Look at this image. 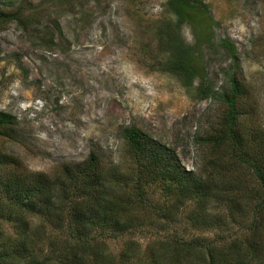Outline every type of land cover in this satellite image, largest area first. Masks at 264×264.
Instances as JSON below:
<instances>
[{
  "label": "rangeland",
  "instance_id": "1",
  "mask_svg": "<svg viewBox=\"0 0 264 264\" xmlns=\"http://www.w3.org/2000/svg\"><path fill=\"white\" fill-rule=\"evenodd\" d=\"M165 1L0 0V9L18 11L26 19L24 26L15 19L0 21V111L14 116L0 130L2 157L12 158L20 171L56 178L64 164L94 152L122 172L130 161L122 130L134 125L169 147L184 169L195 170L203 157V138L222 109L216 97L196 93V81L187 87L162 65L170 49L159 29L175 23ZM203 1L215 23L213 46L202 45L200 64L220 93L229 56L217 41L226 37L234 43L236 75L245 88L239 106L253 116L255 132V126L264 130V0ZM180 35L193 43L188 26H181ZM147 193L159 206L172 200L158 185ZM192 200L163 227L148 222L147 215L144 226L117 235L103 231L98 237L118 259L131 241L138 243L134 252L146 258L151 243L163 237L223 235L231 240L248 233L240 227L250 211L247 201L232 208L231 216L209 208L212 223L195 230L188 223ZM27 219L29 226H40L34 247L41 255L58 245L53 239L68 234L51 230L33 215ZM15 224V219L0 220L8 235L17 233ZM136 258L133 253L122 261L133 264Z\"/></svg>",
  "mask_w": 264,
  "mask_h": 264
},
{
  "label": "trees",
  "instance_id": "2",
  "mask_svg": "<svg viewBox=\"0 0 264 264\" xmlns=\"http://www.w3.org/2000/svg\"><path fill=\"white\" fill-rule=\"evenodd\" d=\"M165 5L175 23L159 29L170 49L162 65L187 87L196 81L201 98L216 97L221 104L215 127L203 138L201 163L195 170L184 169L169 147L134 125L122 130L130 160L122 172L90 152L83 161L64 164L56 178H49L20 171L12 158L0 154V220L15 219L17 226L15 235L3 233L0 226V264H127L124 261L133 253L137 256L133 264H264L260 253L264 248V130L255 126V132L253 116L239 106L245 88L236 75V46L226 37L217 41L229 56L223 72L226 84L218 93L200 64L202 45L213 46L215 22L208 15V5L203 0H166ZM11 19L22 26L26 22L18 11L0 9L1 22ZM182 25L190 28L192 44L180 35ZM13 121L14 116L0 111V130ZM152 185L172 198L168 206L152 201L147 193ZM190 199L188 223L195 230L212 223L209 208L231 216L232 208L247 201L250 220L243 217L240 227L248 233L231 240L223 235L163 237L151 243L147 259L134 252L137 241H131L117 259L98 237L103 231L117 235L140 227L147 215L148 222H162L156 226L163 227ZM31 215L51 230L68 233L53 239L58 245L51 244L46 255L34 247L40 226H29Z\"/></svg>",
  "mask_w": 264,
  "mask_h": 264
}]
</instances>
